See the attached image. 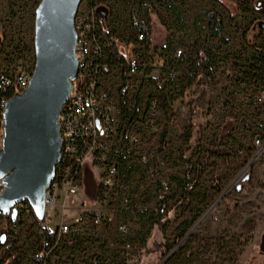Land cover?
Segmentation results:
<instances>
[{
	"label": "rangeland",
	"instance_id": "374dc122",
	"mask_svg": "<svg viewBox=\"0 0 264 264\" xmlns=\"http://www.w3.org/2000/svg\"><path fill=\"white\" fill-rule=\"evenodd\" d=\"M39 2L0 0V70L34 65ZM98 3L106 5L96 11L101 18L108 14L103 27L112 33L106 50L108 64L114 66L109 81L117 89L123 84L119 61H146L149 68L129 78L127 105L138 116L156 97L158 108L152 122L144 115L132 128L135 154L120 170L119 188L109 192L108 200L124 206L116 221L126 233L116 232L114 223H87L75 246L64 252L66 264H161L158 252L144 254L153 240L172 249L186 246L180 264H264V55L257 51L264 48V0H147L142 7L124 0ZM209 11L223 20L220 38H208L209 21L201 16ZM144 13L149 34L138 43L135 25ZM195 43L206 45L218 61L211 66V81L203 77L185 86L190 63L175 69L174 62L172 73L164 66L175 51L182 55ZM1 138L0 127V147ZM141 143L156 151L148 164L139 160ZM114 154H122L118 146ZM190 163L200 170L195 195L188 205H178L181 189L173 178H184ZM163 200L169 213L161 231L153 211ZM25 234H31L28 226ZM125 241L132 244L127 250ZM30 251L22 249L21 263L28 262Z\"/></svg>",
	"mask_w": 264,
	"mask_h": 264
},
{
	"label": "built area",
	"instance_id": "2783aa9c",
	"mask_svg": "<svg viewBox=\"0 0 264 264\" xmlns=\"http://www.w3.org/2000/svg\"><path fill=\"white\" fill-rule=\"evenodd\" d=\"M99 1L84 0L75 15L73 51L78 73L71 81L68 98L59 114L60 160L45 189L43 218L35 217L28 202L19 205L14 221L10 217H0V264H23L22 249L26 247L31 249L26 264H66L64 252L75 246L87 223L94 226L114 223L116 232L126 233L125 225L116 221L124 206L116 200H108L109 192L120 186L121 173L113 155L117 146L122 157L135 154L137 139L132 128L143 122L139 119L144 115L152 122L158 98L152 97L138 116L126 105L130 117L123 119L119 90L126 95L129 78L149 68V64L146 61L140 64L135 58L119 61L126 79L123 76L124 82L119 89L110 82L107 76L114 66L108 64L106 50L111 40L105 35V19L100 21L96 16ZM150 7V3L145 5L146 10ZM135 29V40L144 43L149 34L146 13L137 18ZM181 53L180 49L175 51L174 57ZM33 67L0 70V124L7 102L27 87ZM164 68L170 67L165 64ZM144 145L141 143L138 157L148 164L156 151L146 150ZM87 174H90L91 194L86 184ZM4 188L5 183L0 178V195ZM123 199L127 205L128 199ZM27 226L31 229L28 237L25 234ZM131 246L129 241L123 244L125 250Z\"/></svg>",
	"mask_w": 264,
	"mask_h": 264
},
{
	"label": "water",
	"instance_id": "95a60500",
	"mask_svg": "<svg viewBox=\"0 0 264 264\" xmlns=\"http://www.w3.org/2000/svg\"><path fill=\"white\" fill-rule=\"evenodd\" d=\"M82 1L40 0L35 9L33 72L23 92L7 102L1 122L0 217L14 221L17 206L28 202L43 218L45 189L60 160L59 114L78 73L74 19ZM86 184L91 194L90 174Z\"/></svg>",
	"mask_w": 264,
	"mask_h": 264
},
{
	"label": "trees",
	"instance_id": "16d2710c",
	"mask_svg": "<svg viewBox=\"0 0 264 264\" xmlns=\"http://www.w3.org/2000/svg\"><path fill=\"white\" fill-rule=\"evenodd\" d=\"M124 1L129 5L133 6L137 4L139 7H142L143 4L147 0H124ZM213 1L218 2L219 0H213ZM98 6H106V5L99 4ZM107 15L104 18H101L96 11V16L100 21L104 20L107 17ZM176 16L178 18L180 17L179 14H176ZM201 17L209 21L208 25H209L210 33L208 34V38L210 37L220 38L224 30V24H223V20L221 16L215 11H209V12L202 14ZM107 35L111 37L112 33L107 32ZM263 50L264 48H260L257 51L261 53V55H264L262 54ZM217 61H218L217 56L214 55L206 45L195 43L191 46V51L184 52L179 57L171 58L167 62V64L170 67L169 69L173 70L174 67L175 69H178L182 66V64L190 63L189 69L186 70L184 74L185 86H189L194 82V80L202 79L203 77H205L208 81H211L212 76L210 73V69L212 65L217 63ZM174 62L175 63L177 62V65L172 67ZM169 69H166V72L172 73V70H169ZM119 95H120L122 106L124 107L123 112H122L123 119H128V117H130V111L125 108L127 105L126 95L122 93L121 89L119 90ZM0 127H1V124H0ZM263 133H264V130H263ZM263 133L261 134L255 133V135L258 138H261L263 137L262 136ZM113 156H114L113 160L117 162L119 170L125 171V168L128 163V159L125 157L119 156V155L117 156V154ZM209 156L219 158V159L224 158V154L220 152H210ZM193 172L195 173V177L190 178ZM199 176H200L199 165L190 163L188 164L187 172L184 178H173V181H175L177 187L181 189V194L177 201L178 205L182 203H185V205H188L192 201L195 195L194 193L196 189V180L199 178ZM159 188L160 189L162 188V183L160 184ZM18 207L19 206H17V208ZM166 207H167L166 202L163 200L161 205L153 211V217H154L153 222L155 225H157V227L161 231L165 229V224H166L167 216L169 213V210H167ZM190 240L191 239H189V241ZM186 249H187L186 246H181V247L179 246L177 249L176 248L172 249V247L165 242H159L157 240H153L151 247L148 244L146 245L144 254L148 255L156 251L160 255V258L164 259L162 264H180L179 262H181L183 257H185Z\"/></svg>",
	"mask_w": 264,
	"mask_h": 264
}]
</instances>
